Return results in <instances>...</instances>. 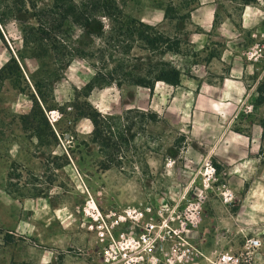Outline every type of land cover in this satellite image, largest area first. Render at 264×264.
Wrapping results in <instances>:
<instances>
[{"label":"rangeland","instance_id":"1","mask_svg":"<svg viewBox=\"0 0 264 264\" xmlns=\"http://www.w3.org/2000/svg\"><path fill=\"white\" fill-rule=\"evenodd\" d=\"M33 1L39 10L53 0ZM114 1L123 16L154 27L169 44L179 41L178 52H149L142 42L133 41L128 55L120 54L123 39L116 42L109 21L94 15L96 22L87 30L75 28L70 36L77 51L87 57H72L60 71L46 51L48 41L24 44L22 29L35 26L32 17L22 16V21H6L0 27V69L6 66L0 76V264H102L101 244L92 228L98 221L93 220L96 213L112 233L125 230L114 217L127 209H149L147 220L170 215L174 219L169 225L175 231L188 202L198 207L183 238L185 247L200 254L197 264H211L221 253L245 257L248 238L260 243L243 263L253 264L264 252V148L247 162L249 166L238 155L230 168L223 165L224 158L208 153L215 133L226 125L244 134L249 123L256 122L264 137V116H253L254 107L242 101L223 111L196 108L195 102L191 104L198 98L195 94L184 102L172 100L171 90L154 100V111L140 110L144 98L132 95V105L125 106L129 97L123 89L135 87L126 82L125 72L144 77L159 62L172 64L170 58L191 57L193 64L206 66L213 57H241L240 65L253 71L246 82L259 81L251 95L257 97L258 88H264V48L258 61L246 57L264 46V0H215L214 26L201 37L202 48L200 42L197 47L191 42L192 34L200 31L190 23L197 0ZM223 21L226 29L218 27ZM38 45L37 51L45 54L32 57V48ZM11 57L21 62L25 74ZM211 62L213 69L231 67L230 62ZM92 65L103 79L108 74L113 79V84L95 87L88 97L93 108L114 119L109 121L114 145L109 147L92 143L89 120H74V112H84L82 90L94 76ZM178 71L192 78L191 67L180 66ZM216 78V83L222 80ZM34 83L48 96V105L59 111L39 114L30 99ZM205 96L215 102L221 97L218 92ZM135 112L152 113L157 119L152 122ZM245 117L251 118L244 122ZM107 131L102 130L104 136ZM208 164L215 168L211 189L202 184ZM157 246L153 256L158 264H175L173 241Z\"/></svg>","mask_w":264,"mask_h":264},{"label":"trees","instance_id":"2","mask_svg":"<svg viewBox=\"0 0 264 264\" xmlns=\"http://www.w3.org/2000/svg\"><path fill=\"white\" fill-rule=\"evenodd\" d=\"M94 15H100V17L109 21L110 32L114 35L115 41L118 38L123 39V42H121L122 50L119 51L120 54L128 55V51L131 48L129 43L133 41L142 42L149 52H178L179 41H173L172 44H169V40L160 35L154 27L123 16L114 0H78L76 2L73 0H53L49 6L39 10L33 0H0V27L2 28L6 21H22V16L24 18L26 16L32 17L35 26L26 25L22 29L24 44H32L34 41H48L49 45L46 51L50 52L60 71L69 66L72 57L78 55L87 57L82 51H77L78 49L74 47L75 42L71 40L70 36L75 28L81 31L87 30L92 23L96 22L93 18ZM38 48H40V45L32 48V57H43L42 55L45 53L41 55L37 51ZM12 61L15 62L14 60ZM91 67L95 72L94 76L82 90L85 97L84 109H82L84 112H74V120H89L92 126V143L97 144L99 147H109L112 144L114 145L112 143L114 134L111 131L112 126L109 125V121L114 119L99 114L87 101V98L95 87L113 84V79L110 74L107 75V79H103L97 68L94 65ZM5 68L6 66H3L0 69V76H2ZM124 74V79L127 83L146 88L149 91H152L156 82L176 87L179 85L181 77L180 72L172 64L165 62H159V64L149 68L144 77L133 75L130 72H125ZM34 90L40 102L33 94L30 95V99L41 116L44 117L42 111L57 109L55 105H48V96L42 92L38 83H34ZM257 91L258 95L255 103L260 105L264 102V88L259 87ZM49 96L50 98L52 97L50 91ZM57 110L59 111V109ZM135 114L140 115V117H149L152 122L157 119V116L152 113L142 114L135 112ZM70 116L73 118V114ZM121 117L124 120L126 119L125 116ZM105 127L108 129V136L103 135L102 130ZM261 128L263 127L261 126ZM122 140L124 141V139ZM113 150L115 151L114 148Z\"/></svg>","mask_w":264,"mask_h":264},{"label":"crops","instance_id":"3","mask_svg":"<svg viewBox=\"0 0 264 264\" xmlns=\"http://www.w3.org/2000/svg\"><path fill=\"white\" fill-rule=\"evenodd\" d=\"M197 2V6L190 12V23L195 27H198L200 31L199 33L192 34L194 40L191 42H194L196 47L200 42L198 48H202V46H200L202 42L201 37L207 36L208 33L212 31L214 26L213 22L215 18L216 2L215 0H197ZM219 23L220 24H218V27H223L225 29L227 28V24L224 23V21ZM199 37L201 38L200 41L198 39ZM191 59V57L183 56L170 58L171 63L177 70L180 68V66L182 69L191 67L193 72L191 74L192 78L181 75L179 85L176 87H170L166 84H163L162 82H156L154 83L152 91L138 86H126L124 87L123 91H126L129 101L124 105H132V101L130 99L131 96L139 95L140 97L144 98L143 100L145 102L144 107H142L140 110L144 108L145 110L154 111V100L157 99L160 94H164L166 91L169 92V90H171L173 95L172 100L178 99L186 102L189 100L191 95L195 94L198 98H196L194 101L192 100L191 104L192 102H195L196 108L201 109L202 107H205L209 110L217 109L223 111L229 106L235 107L236 104L242 101L244 104H250L254 107L253 110L255 115L253 116H264V102L260 105H256V97L251 98L252 92L255 90V87L259 81H256L255 84H248L246 82V79L249 75L253 74V71L249 70L248 66L246 65L245 67H247V69L244 68L243 64L240 65V61L242 62L241 57L211 58V61L215 60L218 63L230 62L231 67L229 71H222L217 68L213 69L211 67V61L206 66H202L203 64L200 62L193 64ZM11 60H14L16 63H18V66L23 70L24 73L21 62L16 57H11ZM213 74L216 75L212 80L211 77H213ZM216 77H218V79L219 77H222V80L216 83ZM31 86L33 88V95L39 101L34 90V85ZM214 92H218L221 95L218 101L219 103L215 102L213 99H210L208 96L203 98L204 93L211 94ZM257 93L258 91L256 94ZM191 106L192 105H190V107ZM99 114L105 116L102 113ZM248 118L251 117H245L244 122H246ZM193 126L195 127L196 124L194 123ZM247 127L249 129L245 131L244 134H242L232 132L229 129V125L224 126L223 130L215 133V144L210 145L208 154L210 156L214 154L217 157L224 158L225 161H223V165L228 168L232 166L233 159L235 157L238 155L241 157L243 156L244 166H249L247 163L248 161H252V159H256L260 156V149L264 148L262 147L264 145V137L262 136V128L256 122L249 123ZM258 258L262 260V258H264V252L258 253L256 255L253 264H261Z\"/></svg>","mask_w":264,"mask_h":264},{"label":"built area","instance_id":"4","mask_svg":"<svg viewBox=\"0 0 264 264\" xmlns=\"http://www.w3.org/2000/svg\"><path fill=\"white\" fill-rule=\"evenodd\" d=\"M261 48H256V53L247 60L258 61L261 57ZM203 173V187L209 188L210 184L215 181V168L208 164ZM201 197H197L200 199ZM224 202L229 200L223 195ZM195 202L196 199L193 198ZM199 201V200H198ZM189 205L185 211L179 215V230H172L170 222L174 219L170 215H166L163 219L147 220L146 212L139 209H127L122 215L114 218V223L125 226V230L119 233H112L111 227H107L102 221L99 213L93 216V220L97 223L92 227L95 230L100 245V258L102 264H158L157 259L153 256L157 251L160 242L173 241V260L175 264H197L196 259L200 255L192 246L187 245V241L183 238L185 235V227L192 223L195 218L194 214L198 207L197 203L188 202ZM115 216V215H114ZM176 239L174 240V238ZM177 240V241H176ZM260 247L257 239L248 238L244 241L243 249L245 257L241 255L235 256L227 253L218 254L211 264H243L248 261ZM170 262V261H169ZM173 264V262H171ZM164 264V263H162Z\"/></svg>","mask_w":264,"mask_h":264}]
</instances>
